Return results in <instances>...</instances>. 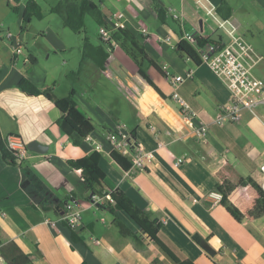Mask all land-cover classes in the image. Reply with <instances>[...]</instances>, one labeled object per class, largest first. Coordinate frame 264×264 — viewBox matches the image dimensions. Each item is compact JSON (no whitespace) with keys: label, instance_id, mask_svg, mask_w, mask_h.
<instances>
[{"label":"crops","instance_id":"0c3cea01","mask_svg":"<svg viewBox=\"0 0 264 264\" xmlns=\"http://www.w3.org/2000/svg\"><path fill=\"white\" fill-rule=\"evenodd\" d=\"M99 1L108 25L121 22L122 29L144 49L146 78L119 46L113 45L105 69L99 71L83 57L82 41L73 47L70 37L50 30L53 54L60 52L63 59L60 77L53 66L41 62L36 50L13 57L5 32L19 35L25 50L21 13L11 11L9 0H0V134L2 138L19 135L26 144L37 142L47 149L44 154L29 151L28 159L13 164L0 154V243L16 244L32 264H129L122 255L128 241L124 243L108 212L88 200L91 192L82 184L80 171L67 164L92 154L91 140L77 143L76 136L62 132L58 125L61 113L49 100L19 90L18 83L24 79L58 99L73 92L77 109L93 126L90 138L103 145L99 153L105 185L124 192L140 210L163 224L157 237L179 260L264 264V235L254 223L237 224L209 197L216 180L208 167L212 156L222 155L243 177L250 176L261 185L264 106L261 119L245 110L238 122L216 125L219 108L229 99L225 87L204 64L181 58L174 50L181 40L193 47L196 37L224 45L238 35L232 0H225L232 8L227 20L216 14L222 0ZM19 7L21 11L24 5ZM160 8L167 13L165 22L158 19ZM171 8L184 13L185 20L173 21ZM207 25L215 29L213 36H208ZM45 52L49 60L50 48ZM178 76L183 81L174 87L173 79ZM177 98L196 114L195 126L209 125L206 143L192 135ZM115 122L126 124L135 139L154 152L155 161L147 169L131 175L110 158L104 133ZM150 125L158 133L157 140L147 128ZM181 157L185 161L175 165ZM70 193L81 210V222L75 229L81 231L82 242L75 244L59 221ZM59 207L61 212L56 214ZM119 217L127 224L123 215ZM0 264L5 262L0 259Z\"/></svg>","mask_w":264,"mask_h":264},{"label":"trees","instance_id":"16d2710c","mask_svg":"<svg viewBox=\"0 0 264 264\" xmlns=\"http://www.w3.org/2000/svg\"><path fill=\"white\" fill-rule=\"evenodd\" d=\"M9 7L13 13H21L23 28L30 23L31 20H42L44 13L41 7L34 1L29 0L25 3L20 11L18 0H9ZM49 14L60 15L62 24L70 32L79 34L84 31L85 18L90 17L98 28H104L109 37V43H100L94 45L88 37L82 40L83 57L89 59L99 71L105 69L106 62L112 52L113 44L122 48L131 59L137 64L139 74L146 78L142 70V61L147 60L144 49L138 45L131 34L121 28H113L108 25L105 14L100 7V1L95 0H58L54 6H50ZM166 11L163 8L157 12L158 19L165 22ZM217 16L222 20H227L232 15L231 6L222 0L216 8ZM173 20V19H172ZM175 21V20H173ZM100 37V36H99ZM113 43V44H112ZM208 41L199 37L195 38L197 46H203ZM175 52L181 58H186L194 64H199L200 59L195 48L185 40H181L174 48ZM138 58L140 60H138ZM33 62L35 61L32 58ZM159 72L160 70L155 66ZM21 92L30 96H43L49 100L56 109L61 113L59 120V128L62 132L76 136L77 143L86 140L93 133V126L90 121L77 109L73 99V92L67 97L58 99L50 91H42L28 80L22 79L18 83ZM132 133V132H131ZM134 136V134L132 133ZM0 154L2 159L13 164L15 162L14 153L7 147L5 138L0 134ZM113 162L119 168L127 172L130 168V161L119 154L113 152L110 155ZM68 166L73 170L81 173L82 184L90 190L91 194H99L103 197L110 196L112 203L105 201L102 205H97L108 212L112 217V224L117 229L119 235L123 238H130L138 247H143V237L154 244L158 250L172 264H194L189 260H179L157 237L158 232L162 229L163 224L152 219L150 215L140 210L129 197L120 190H110L105 185V173L100 167V153L93 152L83 158L70 160ZM208 167L212 168L215 176L214 191L220 194L219 205L225 212L239 225L254 223L256 228L264 235V192L260 185L250 176L243 177L236 168L222 155L212 156ZM236 191H245L246 198H241V203L236 204L232 200V196ZM245 196V195H244ZM88 200L91 201V198ZM61 212L59 207L56 214ZM119 214L123 215L127 221L132 222L137 231L121 220ZM61 224L67 228L69 238L72 243H81V231L65 222ZM0 258L5 264H32L30 257L24 254L16 244L10 242L7 244L0 243ZM154 263L159 262L154 259ZM85 264V263H82Z\"/></svg>","mask_w":264,"mask_h":264},{"label":"built area","instance_id":"2783aa9c","mask_svg":"<svg viewBox=\"0 0 264 264\" xmlns=\"http://www.w3.org/2000/svg\"><path fill=\"white\" fill-rule=\"evenodd\" d=\"M169 13L175 21L182 22L185 20V15L182 12L177 13L175 10L169 9ZM119 17H122V15L120 14ZM112 27L122 29V24L117 21L112 24ZM207 27L209 30L208 36H213L215 29L209 25ZM140 32L143 35H148L143 29H140ZM99 36L102 43H109L110 37L104 28H99ZM5 38L10 42L13 57L23 52L19 35L6 31ZM183 39L191 40L190 37H184ZM165 41L167 42L168 39ZM192 43L198 53L200 62L221 82L228 93V103L219 108L214 123L219 126L226 122L236 123L245 110L251 115L256 116L255 109L259 106H264V83L253 76L252 70L262 61V57L256 55L251 46L240 35L231 37L230 41L224 45L208 42L203 46H197L195 39ZM189 77L190 75L186 76V78ZM182 81V77H175L172 85L176 87ZM177 102L179 103L180 113L186 120L192 135L199 143H206L209 125L201 123L195 126L193 120L196 114L181 99L177 98ZM147 128L157 140L158 133L155 127L150 125ZM166 134H169V132ZM87 139L91 140L95 152L103 151L101 143L91 139L90 136ZM5 140L7 147L14 153L17 162H22L29 158V150L26 147V143L19 135H8L5 137ZM104 142L109 147L111 153L115 152L130 161L131 165L128 172L131 175L147 169L155 161L154 152L146 150L135 139V136L129 131L127 125L122 122L112 124L110 129L104 133ZM162 145L163 143L157 142V146L160 147ZM184 161V157L178 158L175 165H180ZM260 174L262 178L260 187L264 192V163L260 166ZM209 197L214 203H219L221 198L220 194L215 191L210 193ZM90 198L93 205H102L105 201L112 203L110 196L103 197L99 194H91ZM59 221L65 222L74 228L80 225L81 210L78 208L76 197L73 193L68 195ZM45 223L49 226L54 225L48 220H45Z\"/></svg>","mask_w":264,"mask_h":264},{"label":"rangeland","instance_id":"374dc122","mask_svg":"<svg viewBox=\"0 0 264 264\" xmlns=\"http://www.w3.org/2000/svg\"><path fill=\"white\" fill-rule=\"evenodd\" d=\"M27 1L29 0H18L19 4L22 5H25ZM34 1L41 7L44 13V18L42 20H31L30 23L25 27L23 31V35L25 37V50L23 49V54H25L27 51L32 52V50H36L41 62H47L48 65L53 66L56 69V75L60 77L63 71V59L60 58V52H57L56 55L53 54L54 51L51 49V46H53L51 44L53 42L51 38L52 34L48 33V30H50L53 34H57L58 36H60V34H64L63 37H65V35L70 37L72 39L70 45L75 47L77 46V42L79 43L85 37H88L92 44L98 43L100 40L99 28L96 26L93 20L87 16L85 18L84 31L79 34H74L63 26L60 15L49 14L47 12L49 7L54 6L58 0ZM95 1L98 2L99 0ZM232 5L236 11L234 22L236 25H238L237 34L244 38L256 55L262 57V61L253 68L252 74L254 77L264 83V1L262 0L261 2H255V0H232ZM171 9L178 13L177 9ZM142 25L146 27V25ZM43 36H46L44 40L41 38ZM46 48H50L49 60H47L48 52H45ZM138 60L140 59L138 58ZM145 68L147 72L150 73V68L148 66ZM60 88H62V86ZM255 113L260 117V119L262 118L261 106L255 109ZM246 195L247 193L245 191H236L232 196V200L234 203L239 204L242 201L241 198H246ZM107 217L111 219L109 214H107ZM124 219L127 221L125 217ZM127 224L137 231L135 225L132 222L127 221ZM126 241L128 242L122 255L129 264H132L133 261H135V264H153L152 261L154 259L159 261L154 264H172L158 250V248L151 244L147 237H143V247L136 246L130 238H125L124 243Z\"/></svg>","mask_w":264,"mask_h":264},{"label":"water","instance_id":"95a60500","mask_svg":"<svg viewBox=\"0 0 264 264\" xmlns=\"http://www.w3.org/2000/svg\"><path fill=\"white\" fill-rule=\"evenodd\" d=\"M26 147L29 151H34L40 154H44L47 150L46 147L39 145L37 142H30L26 144Z\"/></svg>","mask_w":264,"mask_h":264}]
</instances>
